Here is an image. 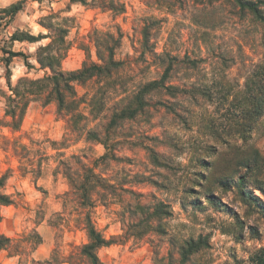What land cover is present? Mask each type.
I'll use <instances>...</instances> for the list:
<instances>
[{"label": "clouds", "instance_id": "clouds-1", "mask_svg": "<svg viewBox=\"0 0 264 264\" xmlns=\"http://www.w3.org/2000/svg\"><path fill=\"white\" fill-rule=\"evenodd\" d=\"M0 264H264V0H0Z\"/></svg>", "mask_w": 264, "mask_h": 264}]
</instances>
